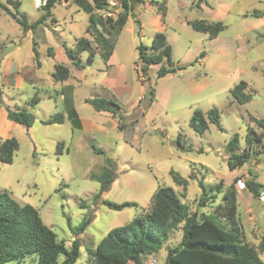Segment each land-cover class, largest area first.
I'll return each instance as SVG.
<instances>
[{
    "label": "rangeland",
    "instance_id": "1",
    "mask_svg": "<svg viewBox=\"0 0 264 264\" xmlns=\"http://www.w3.org/2000/svg\"><path fill=\"white\" fill-rule=\"evenodd\" d=\"M2 1L16 11L7 0ZM19 1L20 12L30 21L43 15L41 5L45 0ZM92 1L61 0L52 9L55 21L49 17L37 31L26 33L0 8V141L15 137L19 142L13 162L0 161V191H7L21 204L36 207L45 224L68 248L79 239L81 254L75 264H87V246L95 248L109 231L146 210L159 185L175 187L194 212L203 193L199 182L221 183V193L216 188L211 192L217 194L216 201L210 199L203 208L211 211L235 178L240 177L235 184L237 220L247 242L264 259L260 250L264 192L255 198L245 184L252 170L264 185V153L231 170L227 152V143L236 134L241 150L248 146L249 127L264 133L257 123L264 120V14L253 15L264 13V0H207L200 6L197 0H166L161 12L158 8L162 0H144L135 7L117 37L113 31V62L105 61L103 49L94 41L93 59L89 58L90 51H84V68L78 69L69 61L65 49L74 47L80 37L92 38L86 32L90 11L85 6L93 5ZM109 1L110 10L96 11L99 23L105 21L101 14L112 12L116 18L121 10L118 0ZM199 19L222 21L225 27L211 38L208 32L191 26L192 21ZM160 31L165 32L172 46L176 65L185 68L157 78L160 65H153L146 77L136 63L138 45L150 47ZM35 43L38 62L34 57ZM202 52L204 57H200ZM7 61L21 66L18 74L5 72ZM56 64L70 68L67 80L54 78ZM242 80L248 82L247 92L252 94V100L244 104L231 92ZM152 88L154 101L150 96ZM35 95L39 102L32 106L30 100ZM94 97L115 100L121 107L122 119L87 102ZM69 104L75 108L81 128L74 127L69 119ZM214 107L219 109L220 121L210 122L200 134L190 124L193 114L197 109L207 113ZM9 110H28L34 115L33 125L28 128L14 122L8 117ZM56 113H62L65 120L45 122ZM262 143L254 145V149L262 148ZM107 167L114 170L115 179L96 200L101 183L92 174H100ZM171 171L189 180L186 189L176 184ZM102 199L133 204L113 209ZM88 215L93 219L80 231ZM181 234V230L171 233L165 246L144 258L142 264H150L153 258L163 264L168 246L177 245ZM31 262L32 258H27L4 264Z\"/></svg>",
    "mask_w": 264,
    "mask_h": 264
},
{
    "label": "trees",
    "instance_id": "2",
    "mask_svg": "<svg viewBox=\"0 0 264 264\" xmlns=\"http://www.w3.org/2000/svg\"><path fill=\"white\" fill-rule=\"evenodd\" d=\"M7 1L15 7L16 11H13L2 0H0V8L12 16L26 33L36 31L46 24L49 17L55 21L52 9L61 0H45L41 5L44 13L35 21H30L25 13L20 12L21 2L19 0ZM118 1L121 10L117 17H104L101 14V18H105L104 22L100 20L102 26L97 20L96 11L110 10V1L93 0V5H85L90 11L86 32L92 38L80 37L74 47L65 49L68 59L78 69L84 68L81 57L84 51H90L89 58L93 59L95 55L94 41L103 49L102 56L105 61L108 60L115 50L116 37L125 27L129 16L133 15L136 6L144 2V0ZM206 1L197 0L199 6ZM165 3L166 0L160 2L159 11L165 9ZM262 14L264 13H253L256 17ZM191 26L195 30L208 32L211 38L217 37L225 27L222 21L210 22L205 19L194 20L191 22ZM113 31H116V37L112 36ZM33 50L35 60L38 62L39 52L36 43ZM138 50L139 56L136 63L141 65L142 74L146 77L153 65H160L157 78L185 68V66L176 65L172 55V46L168 43L163 31L155 34L150 47L140 44ZM49 53L53 55L52 47L49 48ZM204 55L205 53L202 52L200 57H204ZM53 76L57 81H64L71 76V70L64 64H56ZM247 87L248 82L242 80L232 88V95L238 102L244 104L252 100V94L247 92ZM150 96L151 101H154L155 89L150 90ZM65 101H67L66 96ZM38 102L39 96L37 95L30 100L32 106L37 105ZM87 102L97 110L109 111L114 117L119 116L120 119L123 117L120 113L121 107L113 99L94 97L88 98ZM68 115L74 127H82L80 118L71 104L68 107ZM8 117L28 128L34 122V115L28 110H9ZM64 120L65 117L62 113H56L45 122L54 123ZM219 121V109L214 107L207 113L197 109L190 124L202 134L209 128L210 122L218 123ZM257 123L264 128V120H257ZM263 138L264 133H258L249 127L246 142L248 146L241 150L240 139L237 134L234 135L227 143L230 169L235 170L242 167L253 156L258 157L263 154ZM260 143H262V148L254 149V145ZM58 146L60 147L61 143ZM18 148L19 142L15 137L2 139L0 141V161L12 163ZM96 150L98 153L103 152ZM171 173L176 184L186 189L189 180L178 172L171 171ZM192 177L195 176L192 175ZM92 178L101 183L100 190L95 195V199L98 200L111 187L115 179V172L112 168L107 167L100 174L93 173ZM239 179L240 177L235 178L233 184L223 193L222 201L211 211H204L203 208L208 205L210 199H213L212 202L216 201L217 194L211 195V192L216 188V192L221 193V183L207 185L203 180L199 182L203 193L198 208L194 212H191L190 207L181 200L175 187L159 185L146 210L126 224L109 231L95 248L87 246V264H142L144 258L158 253L167 243L171 233L177 230L182 232L181 240L175 246H168L163 264H264V259L260 256L258 249L245 239L243 228L237 220L238 196L235 184ZM245 184L246 189L255 198L261 197L264 185L258 181V175L252 170L249 171V177ZM102 203L109 208L120 210L133 204L129 202L116 203L107 199H102ZM92 219V215L86 216L79 230H84ZM80 246L81 241L76 239L72 247L68 248L65 241L60 240L55 231L45 224L36 207L28 203L21 204L7 191H0V264L9 261L23 262L27 258H32V264H75L81 254ZM260 250L264 252V235L260 243Z\"/></svg>",
    "mask_w": 264,
    "mask_h": 264
},
{
    "label": "crops",
    "instance_id": "3",
    "mask_svg": "<svg viewBox=\"0 0 264 264\" xmlns=\"http://www.w3.org/2000/svg\"><path fill=\"white\" fill-rule=\"evenodd\" d=\"M93 2V1H92ZM40 28V27H39ZM38 28V29H39ZM37 31V30H36ZM16 47V46H15ZM101 48H99V50H100ZM103 53V52H102ZM114 55H115V52H113L112 54H111V56L108 58V60L106 61L107 63L109 62V63H112L113 62V60H112V58L114 57ZM70 61V60H69ZM71 62V61H70ZM9 63V64H8ZM18 68H21V66L17 63V62H15V61H13V62H9V61H7L6 62V65H5V72H8V71H15V72H17L18 71ZM23 68V67H22ZM17 74H18V72H17ZM0 90H1V87H0ZM62 97H63V99L65 100V96L64 95H62ZM82 123H83V128H85V123H84V119H82Z\"/></svg>",
    "mask_w": 264,
    "mask_h": 264
},
{
    "label": "built area",
    "instance_id": "4",
    "mask_svg": "<svg viewBox=\"0 0 264 264\" xmlns=\"http://www.w3.org/2000/svg\"><path fill=\"white\" fill-rule=\"evenodd\" d=\"M100 11V10H99ZM104 17H107V16H110V17H113L114 14L112 12H106V13H103L102 14ZM150 264H158V261L157 259L153 258L150 262Z\"/></svg>",
    "mask_w": 264,
    "mask_h": 264
},
{
    "label": "water",
    "instance_id": "5",
    "mask_svg": "<svg viewBox=\"0 0 264 264\" xmlns=\"http://www.w3.org/2000/svg\"><path fill=\"white\" fill-rule=\"evenodd\" d=\"M14 47H15V45H14V46H12V47H9L8 49H9V50H11V49H13Z\"/></svg>",
    "mask_w": 264,
    "mask_h": 264
}]
</instances>
